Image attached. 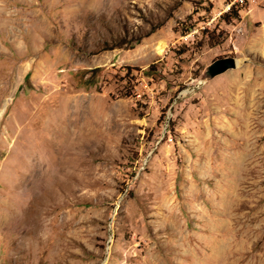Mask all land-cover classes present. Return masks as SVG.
I'll return each instance as SVG.
<instances>
[{"label":"rangeland","instance_id":"1","mask_svg":"<svg viewBox=\"0 0 264 264\" xmlns=\"http://www.w3.org/2000/svg\"><path fill=\"white\" fill-rule=\"evenodd\" d=\"M226 1L0 0V264H264V0Z\"/></svg>","mask_w":264,"mask_h":264},{"label":"water","instance_id":"2","mask_svg":"<svg viewBox=\"0 0 264 264\" xmlns=\"http://www.w3.org/2000/svg\"><path fill=\"white\" fill-rule=\"evenodd\" d=\"M237 66V60L234 57H223L214 60L207 65L202 73L200 85L210 81L214 77L221 75L229 70L235 69Z\"/></svg>","mask_w":264,"mask_h":264},{"label":"trees","instance_id":"3","mask_svg":"<svg viewBox=\"0 0 264 264\" xmlns=\"http://www.w3.org/2000/svg\"><path fill=\"white\" fill-rule=\"evenodd\" d=\"M238 8L237 7H232L231 9H230V11L228 12V13H225V14H223V15H221L220 16V19H222V20H227V22H229L230 20H231V18H237L239 15H238ZM125 69H126V74L127 75H130V73H131V71H140L139 69H137V68H132V67H125ZM155 69H154V66L153 65H151L148 69H147V71H145V74H147V75H149L150 73H152V72H155L154 71ZM99 71V69L97 68V69H94V70H90V72L92 73V74H95L96 72H98ZM144 72V71H143ZM76 77H77V75H75ZM75 77V78H76ZM24 80H25V82H29V75L27 74L25 77H24ZM92 82H90V81H88V84H91ZM80 86H83V87H86V83H82L81 81L78 83Z\"/></svg>","mask_w":264,"mask_h":264},{"label":"built area","instance_id":"4","mask_svg":"<svg viewBox=\"0 0 264 264\" xmlns=\"http://www.w3.org/2000/svg\"><path fill=\"white\" fill-rule=\"evenodd\" d=\"M250 0H227L224 13H228L232 7L242 6L248 3Z\"/></svg>","mask_w":264,"mask_h":264}]
</instances>
